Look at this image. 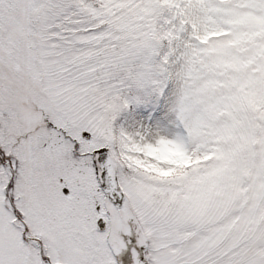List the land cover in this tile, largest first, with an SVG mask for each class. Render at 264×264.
<instances>
[{
    "label": "snow or ice",
    "instance_id": "1",
    "mask_svg": "<svg viewBox=\"0 0 264 264\" xmlns=\"http://www.w3.org/2000/svg\"><path fill=\"white\" fill-rule=\"evenodd\" d=\"M0 264H264V0H0Z\"/></svg>",
    "mask_w": 264,
    "mask_h": 264
}]
</instances>
